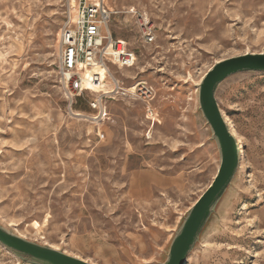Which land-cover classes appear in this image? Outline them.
<instances>
[{"label":"rangeland","instance_id":"rangeland-1","mask_svg":"<svg viewBox=\"0 0 264 264\" xmlns=\"http://www.w3.org/2000/svg\"><path fill=\"white\" fill-rule=\"evenodd\" d=\"M105 1L137 58L109 78L152 86V120L140 101L70 91L67 0H0V226L92 264H163L220 163L198 84L222 59L264 52V0ZM216 100L241 161L185 264H264V73L228 78ZM0 264L28 263L0 246Z\"/></svg>","mask_w":264,"mask_h":264},{"label":"water","instance_id":"water-1","mask_svg":"<svg viewBox=\"0 0 264 264\" xmlns=\"http://www.w3.org/2000/svg\"><path fill=\"white\" fill-rule=\"evenodd\" d=\"M246 72L264 73V52L245 53L212 65L198 84V105L217 144L220 163L217 172L195 200L169 246L163 264H185L216 204L221 199L240 163V149L217 104L216 91L228 78ZM0 246L28 264H92L57 249L19 237L0 226Z\"/></svg>","mask_w":264,"mask_h":264},{"label":"built area","instance_id":"built-area-1","mask_svg":"<svg viewBox=\"0 0 264 264\" xmlns=\"http://www.w3.org/2000/svg\"><path fill=\"white\" fill-rule=\"evenodd\" d=\"M111 17L112 11L105 0H67L66 19L58 38L59 74L69 83L71 92L81 93L86 90L82 86L84 71L93 67L100 68L112 85L109 93L101 92L100 97L122 96L132 101H140L146 106V118L152 120L150 102L155 96L152 86L138 82L125 88L120 85L121 82L109 78L110 67L131 68L137 61L135 52L128 44L113 38L108 30ZM138 27L143 44L150 45L155 42V31L146 15H138ZM100 82L97 73H93L88 80L93 86ZM101 99L91 104L93 109L100 110Z\"/></svg>","mask_w":264,"mask_h":264},{"label":"bare ground","instance_id":"bare-ground-1","mask_svg":"<svg viewBox=\"0 0 264 264\" xmlns=\"http://www.w3.org/2000/svg\"><path fill=\"white\" fill-rule=\"evenodd\" d=\"M93 73H97L99 75L100 80H101L100 84L93 86V85L88 83L89 77ZM105 78H106V76H105L104 72L100 68L93 67L91 69H86L84 71V73H83L82 86L85 87L86 90H90L93 93H101V92H103L104 94H107V93H109V89L111 87L104 81ZM235 138H236V136H235ZM236 140H237V138H236ZM240 161H241V152H240Z\"/></svg>","mask_w":264,"mask_h":264}]
</instances>
